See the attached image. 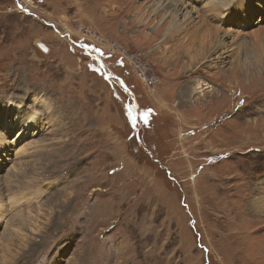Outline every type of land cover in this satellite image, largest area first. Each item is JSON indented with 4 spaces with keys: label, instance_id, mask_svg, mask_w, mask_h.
I'll use <instances>...</instances> for the list:
<instances>
[{
    "label": "rangeland",
    "instance_id": "rangeland-1",
    "mask_svg": "<svg viewBox=\"0 0 264 264\" xmlns=\"http://www.w3.org/2000/svg\"><path fill=\"white\" fill-rule=\"evenodd\" d=\"M157 1L0 0V264H264V1Z\"/></svg>",
    "mask_w": 264,
    "mask_h": 264
},
{
    "label": "bare ground",
    "instance_id": "bare-ground-1",
    "mask_svg": "<svg viewBox=\"0 0 264 264\" xmlns=\"http://www.w3.org/2000/svg\"><path fill=\"white\" fill-rule=\"evenodd\" d=\"M239 4L241 2H243V4L240 6L241 9H246L247 7H249V5L253 2L252 0H239ZM264 1V0H263ZM188 4H186V1H182V0H159L157 1L155 4H154V12H156L157 10H164L167 8V5H170L169 7L172 6V14H170V21H169V29L164 32L163 35H165L167 38H171L173 35L176 36V37H180V35H182V32L186 31L188 28H190V24L193 23V21L197 18L195 17V13H196V10L195 9H191V11H189L187 8L188 7H195V6H198V5H201V4H204L203 6H207L208 8V11H206V14H209V13H214L215 15L213 16L214 18V22L216 23V26H212L211 27H207L209 30L212 31V34L215 35V34H220L221 31L223 30V27L221 24H223L222 22H226L227 25L229 27H231L235 21H236V18L237 17L236 15L234 16V14L231 12V14L227 17L228 15V8L230 6H232V4L230 5H227V6H224L225 10H223L221 7L214 10L213 7H210L209 9V5H213L214 3H217L215 2V0H187ZM221 2V0H220ZM238 3V2H237ZM222 4V3H221ZM188 5V7H187ZM237 7V6H236ZM232 10V9H231ZM248 10L250 11V14L253 15L254 14V11L253 10H250L248 8ZM166 11V10H165ZM198 12V11H197ZM227 12V13H226ZM244 14L241 15L242 16H248L249 19H250V15H249V12L247 11H243ZM197 15V14H196ZM238 15V14H237ZM200 17V16H199ZM201 18V17H200ZM225 20V21H224ZM250 21V20H249ZM248 21V22H249ZM201 22V21H200ZM245 22V21H244ZM192 25V24H191ZM205 25V24H204ZM215 25V24H214ZM218 25H221V27H218ZM235 25V24H234ZM193 26V25H192ZM208 26V25H207ZM203 27V26H202ZM229 27H227L228 29H224V33H223V37L224 38H228L231 34L234 35V33L232 31H230ZM206 28V29H207ZM194 31V30H193ZM185 33V32H184ZM209 34V37L211 39L212 37V34L210 32H208ZM169 34V36L167 35ZM196 35V34H195ZM188 35H184V37H187ZM208 39V40H210ZM187 40V39H185ZM190 40V39H189ZM181 41V40H180ZM202 41L198 42V45L200 48H203L202 44H201ZM183 45L185 46V43L186 42H182ZM211 44V46L208 47V45ZM215 44V45H214ZM213 45V47H212ZM221 44L219 43L218 44V40H216V42L213 40V41H210V42H207V47L203 48V50H206L207 52H209V50H217L218 47H220ZM177 48H181L180 46H178ZM106 50V49H105ZM201 50V51H203ZM104 53H108L107 51H105ZM202 53V52H199V54ZM112 54L114 55V53L112 52ZM197 57H198V54H197ZM190 60L194 61L193 58H190ZM204 89H206V86L205 85H201L200 87H197L196 88H193L192 90V93L193 92H198V93H201V91ZM19 108V106L17 107ZM26 124L27 126L30 124L32 125L31 123L35 122V119H34V116L31 115L29 116V118H27L26 120ZM25 201H30L29 199L25 200ZM261 202H264V198L261 199ZM2 210L0 209V218L2 217ZM27 214V213H26ZM25 214V215H26ZM28 216V215H27ZM25 217L23 218V216H20L21 217V221L22 222H25L27 223L26 220L24 219H28V217ZM8 239V238H7ZM9 241V240H8Z\"/></svg>",
    "mask_w": 264,
    "mask_h": 264
},
{
    "label": "water",
    "instance_id": "water-1",
    "mask_svg": "<svg viewBox=\"0 0 264 264\" xmlns=\"http://www.w3.org/2000/svg\"><path fill=\"white\" fill-rule=\"evenodd\" d=\"M34 45L41 51V52H43V53H48L49 52V49H48V47L44 44V43H42V42H40L39 40H35L34 41Z\"/></svg>",
    "mask_w": 264,
    "mask_h": 264
},
{
    "label": "built area",
    "instance_id": "built-area-1",
    "mask_svg": "<svg viewBox=\"0 0 264 264\" xmlns=\"http://www.w3.org/2000/svg\"><path fill=\"white\" fill-rule=\"evenodd\" d=\"M101 46V45H100ZM102 47V46H101ZM103 51H105L104 49H103ZM112 54V53H111ZM119 58H121V57H119Z\"/></svg>",
    "mask_w": 264,
    "mask_h": 264
}]
</instances>
